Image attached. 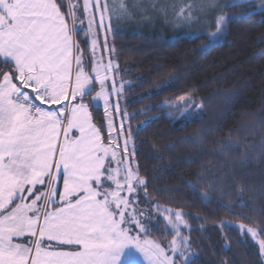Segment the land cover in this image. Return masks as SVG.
<instances>
[{
  "label": "snow or ice",
  "instance_id": "snow-or-ice-1",
  "mask_svg": "<svg viewBox=\"0 0 264 264\" xmlns=\"http://www.w3.org/2000/svg\"><path fill=\"white\" fill-rule=\"evenodd\" d=\"M243 3L264 12V0H227L225 7ZM185 7L176 15L190 22ZM97 11L103 27L107 0H83L82 17L65 0H0V66L7 68L0 71V264H176L177 253L193 264L181 251L189 246L183 212L165 209L174 232L167 246L143 238L149 229L135 205L139 189L147 196V181L133 168L131 129L113 117L129 116L112 101L123 88L116 87L118 65L100 57L86 66L73 55V48L80 52L73 34L85 19L91 31ZM120 11H127L123 4ZM229 19L218 16L205 34L209 44L223 37ZM92 47L95 57V40ZM99 101L106 123L98 127L89 105ZM198 118L188 111L176 119ZM235 227L264 255V229Z\"/></svg>",
  "mask_w": 264,
  "mask_h": 264
},
{
  "label": "trees",
  "instance_id": "trees-1",
  "mask_svg": "<svg viewBox=\"0 0 264 264\" xmlns=\"http://www.w3.org/2000/svg\"><path fill=\"white\" fill-rule=\"evenodd\" d=\"M243 9L227 8L235 17L226 38L207 49L206 36L163 24L117 22L112 31L130 124L146 121L133 138L144 196L185 213L193 264H264L259 247L235 228L264 229V12ZM185 102L201 113L186 124L176 119ZM89 110L94 124L106 123L101 106ZM164 227L150 238L170 243Z\"/></svg>",
  "mask_w": 264,
  "mask_h": 264
},
{
  "label": "rangeland",
  "instance_id": "rangeland-1",
  "mask_svg": "<svg viewBox=\"0 0 264 264\" xmlns=\"http://www.w3.org/2000/svg\"><path fill=\"white\" fill-rule=\"evenodd\" d=\"M67 1L70 7L75 6V5L79 6L80 12H78L77 14L82 17L83 16V12H82L83 0H67ZM103 3H104V0H101V4ZM107 3L109 5V13L105 14V18L103 21V25H104L103 27H101V24H100L101 13L97 11L95 12V21L92 25L91 31H89L87 27V20L85 19L84 25L81 26L83 27V31L80 32V34L78 35L73 34V41L75 45H77L78 48L80 49V52H77L76 48H73V55L82 56V59L86 66H89L88 62L90 58L98 59L100 57H103L105 62H107V60L109 59L114 61L111 55L112 49H113L112 31L115 25L117 24V22L121 23L122 26L124 27L127 25H134V26H140V27H143L146 25H148L149 27L150 25L151 27L152 26L156 27L159 24H163V25L168 26L169 29H171L173 32L185 33L190 36H194V35L195 36H198V35L206 36L205 34L215 31L216 20L218 16L224 14L227 17H230V19L228 20L225 26V34L223 35L222 38L218 40H214L211 44H209L208 38H207V43H205L203 46V49H207L225 40L226 35H227V25L229 21L235 17L232 15V13L227 12L228 7H225L227 0H107ZM254 3L255 5L258 6L261 3V0H254ZM121 4H123L124 7L127 9L126 12L122 13L120 11ZM113 5H115L116 7L115 12L112 11ZM182 6H186L185 16H187L189 13L191 14L192 19L190 22L177 17L176 13L180 10ZM240 6H244L243 10H244V13L246 14L261 12L259 10V7H251L249 3H243ZM69 26L70 27L72 26L70 19H69ZM93 40L96 41L95 57H93V47H92ZM86 41L88 43L87 45L88 51H86L85 47L83 46ZM75 66H76L75 60H73V64H72L73 69H75ZM115 82H116L117 88H119L121 84L123 85V88L119 96L113 93L112 101L113 103H118L120 111L127 112L129 116L123 117L119 114L113 113L114 122L116 123L117 126H119V124L123 122L124 127L126 129L128 128L131 129L132 136L129 142V152H132V150L135 148L133 145V138L136 132L138 131V129L144 127V125L146 124V121L141 122L139 125L135 124L134 127L131 126L130 121H131L132 114L127 111V108L130 102H129V99L125 97V95L123 94L127 83L124 82L119 71H117V73L115 74ZM92 95L94 96L95 92H93ZM185 104H184L185 107L182 108L183 113L192 111V112H197L199 114V117L201 116V113H199L198 107L194 106L195 102L190 103L192 104L193 109L189 103L188 104L190 106H188V104L186 105ZM94 105L101 106L104 110V105L102 101H99L98 103H95ZM105 120H106V117H105ZM69 135L70 136L78 135V132H72ZM121 143H123V140H121ZM132 160H133V168L135 169L136 164H135L133 157H132ZM138 196H139V202L135 205V207L138 210V212H143V215L138 216V218L149 229L143 238L147 240L155 241L156 243L167 246L169 243L162 244L161 242L150 238L149 233L157 229L158 224L162 222L165 225L164 229L168 230L170 233L174 235V232L172 231L171 227L167 225V222L164 220V217L168 215L165 209H172L173 212L181 211V210H177V209L163 206V205L156 204V203L152 205V202L144 196L143 188L139 189ZM184 220L187 222L185 215H184ZM187 225H188V222H187ZM188 231H189V225L188 227L181 226L182 237H186L189 241ZM241 236L245 239L250 240L251 242L255 243L258 246L257 240H254L251 236H245V235H242V233H241ZM165 238L167 239V237ZM63 247H64V250H71L70 248H68V246H63ZM181 251H183L186 256H192V258L194 259L195 253L191 250L190 243L187 248L182 247ZM168 254L172 255L171 252H169ZM261 256L264 262V255L261 254ZM176 264H182V258L179 256L178 253L176 254Z\"/></svg>",
  "mask_w": 264,
  "mask_h": 264
},
{
  "label": "crops",
  "instance_id": "crops-1",
  "mask_svg": "<svg viewBox=\"0 0 264 264\" xmlns=\"http://www.w3.org/2000/svg\"><path fill=\"white\" fill-rule=\"evenodd\" d=\"M59 188H60L61 191L63 190V182H62V179L59 181ZM18 202H20V201H18Z\"/></svg>",
  "mask_w": 264,
  "mask_h": 264
}]
</instances>
